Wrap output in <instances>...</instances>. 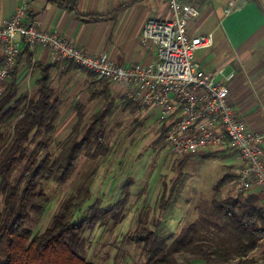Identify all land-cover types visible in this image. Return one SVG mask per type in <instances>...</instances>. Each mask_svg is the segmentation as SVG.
<instances>
[{
  "label": "trees",
  "instance_id": "obj_1",
  "mask_svg": "<svg viewBox=\"0 0 264 264\" xmlns=\"http://www.w3.org/2000/svg\"><path fill=\"white\" fill-rule=\"evenodd\" d=\"M48 1L75 13L82 21L97 22L115 16V13L81 16L77 12V0ZM22 54H26V62L30 64L32 53L25 44L0 94V264H92L78 253L85 243V232L109 221H118L121 217L119 205L128 196L125 192L121 201L105 207L91 205L87 214L74 220V215L90 195L95 171L63 200L46 229L33 233L27 222L31 216L42 217L47 208L49 199L42 191L43 184L65 185L75 174L81 159L96 161L111 152L105 133L107 122L121 106L126 110L133 102L124 101L122 105L116 101L110 93L109 82L93 89L101 81L81 68L90 78V100L102 98L104 103L89 116L88 121L84 106H76V122L53 156L48 152V144L53 138L61 103L55 95L51 68L35 62L38 70L35 95L18 94L17 65ZM73 67L78 68L69 62L65 70ZM136 108L133 106L130 111L134 112ZM164 124L157 142L165 138L166 122ZM38 136L42 139L31 151L30 145ZM17 171L18 175L12 181ZM168 200L163 193L160 214H165ZM259 201L256 194L249 193L244 199L239 196L211 202L213 213L234 240L233 247L195 240L201 223L208 222L206 219L184 227L170 244L157 232L159 222L153 228L140 224L125 239L142 249L144 264H181L175 256L184 254L191 256L186 264H195V261L198 264H257L264 260V251L254 255L264 240V208Z\"/></svg>",
  "mask_w": 264,
  "mask_h": 264
},
{
  "label": "rangeland",
  "instance_id": "obj_2",
  "mask_svg": "<svg viewBox=\"0 0 264 264\" xmlns=\"http://www.w3.org/2000/svg\"><path fill=\"white\" fill-rule=\"evenodd\" d=\"M201 51H197V57ZM80 75L69 87L70 90L76 87V90L68 97L70 90H62L57 75H53L56 93L58 97H62L60 115L53 138L48 144V152L53 156L76 122L75 103L81 101L86 104V121L95 112L86 100ZM33 96L32 93L30 97ZM125 114L117 111L107 122L105 133L111 152L106 157L96 161L81 159L75 174L65 185L52 182L42 185L49 203L42 217L31 216L27 227L33 233L46 229L63 200L74 193L83 180L95 171L90 195L74 215V220L87 214L91 205L105 207L121 201L125 192L128 196L119 205L121 217L118 221H109L85 232V243L78 253L92 264H144L142 249L129 243L125 236L140 224L153 228L156 222H159L157 232L170 244L184 227L206 219L208 222L201 223L202 227L199 226L195 240L225 243L233 247L234 240L223 222L213 213L211 202L239 196L244 199L251 193L240 189L237 179L240 162L235 161L233 165L217 153L214 157L172 156L164 140L157 142L161 135L160 125L154 121L140 122L136 115ZM41 139L42 136H38L33 140L31 151L35 150ZM17 175L18 171L12 181ZM163 193L169 200L165 214H160L159 205ZM263 251L264 240L254 255L258 256ZM175 258L178 263L186 264L191 256L184 254L176 255ZM193 263L198 264L197 261Z\"/></svg>",
  "mask_w": 264,
  "mask_h": 264
},
{
  "label": "crops",
  "instance_id": "obj_3",
  "mask_svg": "<svg viewBox=\"0 0 264 264\" xmlns=\"http://www.w3.org/2000/svg\"><path fill=\"white\" fill-rule=\"evenodd\" d=\"M184 1L198 6L200 10L198 18L188 24L189 34L213 33L214 37L213 45L201 49L202 53L198 57L196 54L195 60L204 72L213 74L217 83L228 88V101L236 118L244 122L249 131L264 133V0H236L239 7L229 14H224L223 10L231 0ZM20 6L26 7V24L64 37L87 55H105L122 66L147 65L155 60L152 43L143 44L140 41L142 25L148 18L169 19L171 16L164 0H77V12L81 16H109L115 13L114 17L97 22L82 21L75 13L48 0H0V26ZM31 53L30 64L26 62V54H22L17 65L18 94L35 95L38 70L34 63L41 62L50 66V74L57 75L62 90H68L81 72L86 100L95 111L102 107V98L90 100V78L81 68L73 67L66 71L71 61L59 59L48 49L36 47ZM2 58L0 46V65ZM220 70L222 72L218 73ZM102 83L97 82L93 89H98ZM75 90L76 87L72 88L67 97L72 96ZM109 90L122 105L124 101L133 102L126 110L121 106L117 111L123 115H136L140 122L154 121L162 131L165 124L159 122L158 112L142 105L133 87L110 83ZM55 95L62 100L56 90ZM75 104V108L78 104L86 105L81 101ZM133 106L137 108L131 112ZM216 153L233 165L235 161L240 162L237 153L231 150L218 149L200 155L214 157ZM251 193L260 198L259 204L264 208V199L258 190L254 189Z\"/></svg>",
  "mask_w": 264,
  "mask_h": 264
},
{
  "label": "built area",
  "instance_id": "obj_4",
  "mask_svg": "<svg viewBox=\"0 0 264 264\" xmlns=\"http://www.w3.org/2000/svg\"><path fill=\"white\" fill-rule=\"evenodd\" d=\"M164 1L170 18H148L140 31L141 43L154 46L155 60L128 66L118 65L105 55H87L64 37L26 24V7L20 6L0 26V94L23 43L30 50L48 49L102 82L133 87L141 104L155 109L159 122H166L164 142L172 156L194 157L218 149L235 151L240 160V189H257L264 199V133L249 131L236 118L228 101V88L217 83L213 74L204 72L195 60L197 51L214 43L213 33L188 32L190 21L200 15L199 7L184 0ZM238 7V2L231 0L223 12L229 14ZM257 264H264V260Z\"/></svg>",
  "mask_w": 264,
  "mask_h": 264
}]
</instances>
